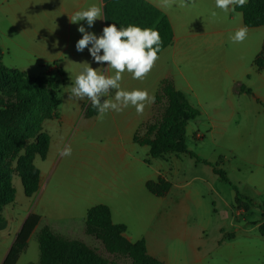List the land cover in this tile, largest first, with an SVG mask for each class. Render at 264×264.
<instances>
[{
    "label": "rangeland",
    "instance_id": "obj_1",
    "mask_svg": "<svg viewBox=\"0 0 264 264\" xmlns=\"http://www.w3.org/2000/svg\"><path fill=\"white\" fill-rule=\"evenodd\" d=\"M197 6V14H192L195 19L202 15L201 21H221L211 16L210 0H199ZM232 23L236 28L237 22ZM235 31L221 38L215 53L191 51L194 61L181 63L179 68L167 60L176 83L185 84H180L181 72L191 85L185 96L200 115L187 124L185 144L206 164L196 163L188 155H170L165 161L150 159L147 147L135 145L149 164L125 169L115 156L112 141L115 124L123 125L119 120L131 117L135 108L129 106L120 113L110 110L102 121L97 116L85 118L90 101L71 97L74 76L63 81L57 110L61 120L43 123L49 149L45 159L34 160L48 186L40 197L36 194L29 199L20 179L13 175L14 203L1 212L8 225L0 232V264L18 233L19 221L41 206L48 208L50 202L68 215L43 218L16 264L39 263L37 237L44 228L67 239L74 249L91 251L113 264H131L127 257L107 249L110 245L125 247V236L131 243L143 239L152 254L172 264H195L194 252L213 257L203 264H264V239L257 232L264 223L260 211L256 207L248 213L232 209L236 192L254 204L264 202V71L256 72L252 65L257 55L255 44L264 36L248 29L244 42L234 43L231 37ZM119 83L127 91L141 87L128 72ZM241 86L251 94H239ZM113 96L114 90L101 102ZM151 117L152 106L148 120ZM65 147L71 148L70 156L61 155ZM214 167L225 172L227 183L213 174ZM158 171L171 184L163 198L151 196L144 187L146 179L156 180ZM34 198H39L37 206ZM95 205L107 206L114 222L126 227L122 239L85 233V213ZM10 208L14 211L8 218ZM233 234L229 245L224 242L219 247L220 240Z\"/></svg>",
    "mask_w": 264,
    "mask_h": 264
},
{
    "label": "trees",
    "instance_id": "obj_2",
    "mask_svg": "<svg viewBox=\"0 0 264 264\" xmlns=\"http://www.w3.org/2000/svg\"><path fill=\"white\" fill-rule=\"evenodd\" d=\"M104 12L109 24L115 23L118 28L133 24L157 29L163 41L158 55L172 43L173 33L168 20L145 0H110L105 4ZM235 13L243 14L242 24L248 29L264 27V0H248L243 8H236ZM253 66L256 71L264 69V49L253 61ZM61 82L57 74L45 73L34 77L20 70H8L0 62V108L3 109L0 110V230L5 224L1 212L15 199L13 175L16 173L20 179L25 197L29 198L37 191L39 174L33 162L36 157H46L49 138L43 133L42 126L46 121L59 119L57 110ZM238 93L251 94L242 86L238 88ZM154 96L152 117L137 128L133 144L147 147L150 159L188 155L196 163L206 164L185 144L187 124L199 117V111L189 104L182 92L175 89L171 80L161 81ZM96 114L97 109L89 105L84 116L92 118ZM212 172L220 181L227 183L223 170L214 167ZM169 189L170 184L160 178L147 184L149 193L156 197H164ZM253 207L264 218V202L254 204L251 199L236 192L233 210L248 213ZM39 221L40 217L34 214L26 217L1 264H16ZM84 223L85 233L91 235H110L119 239L125 233L123 225L112 224L110 211L103 205L90 208ZM257 232L264 239V223L259 225ZM232 237L228 235L223 240L229 241ZM122 241L125 247L110 245L107 249L127 257L131 264H164L147 254L144 240L133 244L125 239ZM37 243L38 264H113L91 251L74 249L67 239L47 230L38 234Z\"/></svg>",
    "mask_w": 264,
    "mask_h": 264
},
{
    "label": "crops",
    "instance_id": "obj_3",
    "mask_svg": "<svg viewBox=\"0 0 264 264\" xmlns=\"http://www.w3.org/2000/svg\"><path fill=\"white\" fill-rule=\"evenodd\" d=\"M109 1L110 0H0V62L2 66L8 70L23 71L34 77L45 73L57 74L58 78L62 80L61 83H63V81L66 82V79L68 80L69 76L76 77L84 68L85 62L89 63L93 68H106V63L97 64L93 60L87 48L83 52H78L75 45L77 41L82 38V34L78 32V28L81 25H83L87 31L95 33L97 36H100L103 28L109 25L104 12V6ZM145 1L158 9L161 15L168 20L172 29L173 39L171 45L159 54L158 61H156L154 68L147 75V77L144 80H137L141 84L139 89L147 90L150 96L154 95L160 82L168 79L173 82L175 89L182 92L185 96L186 92L191 90L189 80L186 78L185 74L178 72V76L182 80L180 84H185L180 86L176 83L174 76L169 72L170 68L168 66V58L169 62L179 68L181 63L186 64L185 62L191 63V61H194L190 53L191 51H198L199 53H215L216 46L218 42L222 40V37L243 26L242 19L240 17V20H238L235 16L237 13L233 11L225 13L216 8L215 0H210L212 4L211 16L215 19L221 20L220 22H213L211 20L201 21L202 15L197 17V19L192 16V14H195L197 9H199L197 6V1L199 0H190L188 6L186 7L178 6L180 0H176V3L170 9L157 7L154 0ZM186 2H188V0H186ZM93 4L102 5L103 8V19L95 21L93 27L89 28L86 20L80 21L76 24L70 22L69 16H71L75 11L86 10ZM213 11L216 12L215 16L212 15ZM232 22H237L236 28H234ZM255 30L258 31L259 36H264V27L256 28ZM262 47H264V39L261 41L259 38V42L257 41L255 44L253 52H257L256 54L258 55ZM101 54L103 53L101 52ZM54 64H56V66H54ZM155 68L157 69L154 71ZM40 71L42 72L39 73ZM262 71H264V69L256 72ZM107 74L111 75V72H108ZM89 104L91 105V102ZM82 105H80V109ZM151 106L152 104L147 105L142 115H138L135 111L131 117L129 116L128 118L119 120L124 123L123 125L115 124V134L114 140L112 141V148L115 152V156L119 160L118 162L123 164L125 169L136 170V168H139L140 165H145L146 162V164H149L148 159H143L139 156L137 150L134 148L135 144H133L132 138L137 128L146 123L149 119ZM97 115L98 111L94 117ZM60 120L61 118L59 115V119H57V121ZM123 130L125 131V134L122 132ZM166 157L161 161H165ZM35 169L39 174L38 187L37 191L29 197V199H32L36 194L39 195L37 197H40L48 186V179L47 181L45 180V175H41V172L37 167H35ZM155 176L156 180L160 178L169 183L160 171H158ZM156 180L148 178L144 181V187L147 193L153 197L156 196L149 193L147 190V184L155 182ZM140 181L141 180H139V182ZM38 199L39 198H34V206H37ZM8 206L4 209L8 208ZM48 206V208L46 206H41L39 211L35 212L34 215L40 217L38 225L43 218L55 217L59 219L68 215H64L57 204H51L50 202ZM4 209L2 211H4ZM10 209L11 210L8 211L6 210L8 218H10L9 213H13L14 211L13 208ZM89 209H87V211ZM29 214H33L32 211H30L28 215ZM224 219H227V216L224 217ZM3 220L5 224L4 228L0 230V232H3L8 225L6 220ZM23 222V220L19 221L20 225L18 227V231L20 230ZM111 222L114 225H123L115 223L112 216ZM42 230H47L51 233V231L47 228L41 229L40 232ZM232 236V239L229 241L220 240L219 242H221V244L218 243L219 247L224 242H228L227 245H229L235 235L233 234ZM125 238L129 243H131L126 236ZM136 242L137 241L133 243ZM145 245L147 254L150 257L164 264H172L164 259H159L156 255L151 253L148 243L145 242ZM194 258L195 264H203V260H210V258L213 257L211 255H206V257L204 255L200 256L199 252H194Z\"/></svg>",
    "mask_w": 264,
    "mask_h": 264
},
{
    "label": "clouds",
    "instance_id": "obj_4",
    "mask_svg": "<svg viewBox=\"0 0 264 264\" xmlns=\"http://www.w3.org/2000/svg\"><path fill=\"white\" fill-rule=\"evenodd\" d=\"M157 7L170 9L176 0H154ZM190 0H180L178 6H188ZM248 0H215V7L227 13L235 12L236 8H243ZM215 16L216 12H212ZM241 17L242 13H237ZM103 19L102 5L93 4L86 10L75 11L69 20L76 24L80 21L87 22L89 28L94 26L95 21ZM78 32L82 34L75 45L78 52L86 48L97 64H107L106 68H93L89 63H84V68L75 77L71 87V97L78 100L87 98L91 106L97 109V119L102 121L108 111L122 112L132 106L138 115H142L147 105L155 103V96L149 95L147 90H122L120 81L122 74L128 72L133 79L144 80L155 66L161 51L162 38L157 29L140 27L129 24L127 27L118 28L115 23L104 27L102 34L97 36L89 32L81 25ZM248 28H238L231 37L234 43H243L247 38ZM90 46V47H89ZM101 52L103 54H101ZM114 72V75H108ZM114 90L112 99L108 97ZM62 156H70L71 148L65 147L61 152Z\"/></svg>",
    "mask_w": 264,
    "mask_h": 264
}]
</instances>
